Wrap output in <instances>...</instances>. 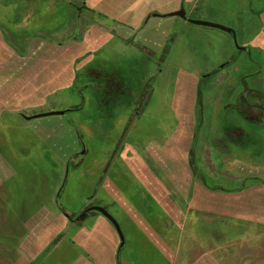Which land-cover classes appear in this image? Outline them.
Segmentation results:
<instances>
[{
    "label": "rangeland",
    "instance_id": "obj_1",
    "mask_svg": "<svg viewBox=\"0 0 264 264\" xmlns=\"http://www.w3.org/2000/svg\"><path fill=\"white\" fill-rule=\"evenodd\" d=\"M181 6L235 39L147 19ZM244 84L264 95V0H0V264H117L102 214L57 208L91 205L118 264H264V126L228 106Z\"/></svg>",
    "mask_w": 264,
    "mask_h": 264
},
{
    "label": "water",
    "instance_id": "obj_2",
    "mask_svg": "<svg viewBox=\"0 0 264 264\" xmlns=\"http://www.w3.org/2000/svg\"><path fill=\"white\" fill-rule=\"evenodd\" d=\"M151 16H161V17L179 16L182 19H185L187 22L192 23V24L204 25V26H209V27L218 28L220 30H223V31H225L227 33L232 34L233 38L235 39V31L233 29H231V28H227V27L221 26L219 24L211 23V22H206V21H201V20H195V19L187 18L185 10H184V8L182 6H181V8L179 10H176V11H173V12H170V13H167V14L152 13V14L148 15L147 19L149 17H151ZM238 49L239 50H244L245 48L244 47H238ZM70 111H71V109L67 108V109H64V110L47 111V112H44V113H38V114H34V115H23V118L26 121H30L32 119H37V118H40V117L57 116V115L63 116V115H65L66 113H68ZM77 136H78V134H77ZM84 153H85V146L82 143V150L78 154L79 155H83ZM69 163H70V158H69V160L67 162L66 172H65V176H64L62 185H61V187H60V189H59V191H58V193L56 195V199H55L56 206L58 205L57 198L59 197L61 189L63 188V186L65 184V181H66V178H67ZM57 208L60 211L63 212L64 216L67 219L73 220V221H77V222H81V221L85 220L87 218L89 212H91V211H96V212H99L100 214H102L113 225V227L115 228V230H116V232L118 234V237H119V244L117 246L116 254H115L116 263L118 264L120 251L125 245V237H124V234H123V232L121 230V227H120L118 221L108 212L106 207H103V206H89V207L85 208L77 216H75L74 218H72V216L70 214H68L66 211L62 210L61 207L57 206Z\"/></svg>",
    "mask_w": 264,
    "mask_h": 264
},
{
    "label": "flooded vegetation",
    "instance_id": "obj_3",
    "mask_svg": "<svg viewBox=\"0 0 264 264\" xmlns=\"http://www.w3.org/2000/svg\"><path fill=\"white\" fill-rule=\"evenodd\" d=\"M185 20V19H184ZM245 52H249L248 47H244ZM214 75L215 71L209 72L207 76ZM244 82V80H242ZM118 87V86H115ZM234 101V103L232 102ZM139 102V101H138ZM139 105V104H138ZM228 106H230L233 111L244 121H247L252 124H259V121H261L264 126V95L260 92L256 91L255 89H252L251 87L244 84V88L237 93L233 94V97L230 98ZM138 107V106H137ZM251 110H257L260 112V117L257 116L256 119L252 117V115L249 113ZM136 112V111H135ZM243 130L239 126H233L230 129L226 130L225 136L229 139H231L232 136H235V133L242 134ZM246 134L240 136V139H234L232 142H237L238 144L243 143V139ZM238 138V137H236ZM93 206V205H91ZM89 207V206H88ZM94 212V211H91ZM89 212V213H91ZM96 212V211H95ZM89 215V214H88ZM72 221V220H70Z\"/></svg>",
    "mask_w": 264,
    "mask_h": 264
}]
</instances>
